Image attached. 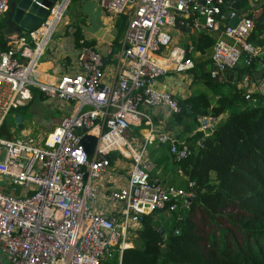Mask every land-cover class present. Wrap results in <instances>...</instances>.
<instances>
[{
	"label": "built area",
	"instance_id": "2783aa9c",
	"mask_svg": "<svg viewBox=\"0 0 264 264\" xmlns=\"http://www.w3.org/2000/svg\"><path fill=\"white\" fill-rule=\"evenodd\" d=\"M231 1L228 5L227 0H102L113 17L128 16L113 82L106 78L104 55L85 39L80 40L73 72L53 83L36 79L38 61L66 10L61 11L60 3L42 26L9 38L7 49L0 51V131L13 110L33 99L34 87L65 102L69 111L44 137L0 135V176L13 190H0V252L8 264H104L114 253L121 255L133 247L144 214L190 208L194 182L184 188L152 180L147 147L159 139L177 161L186 159L202 146L218 118L201 117L198 131L203 135L194 141L168 131L158 133L146 108L181 111L173 94L156 85L171 69L195 68L180 47L168 56L161 54L171 45V31L181 17L192 18L199 29L219 32L212 54L214 78L224 81L226 72L244 59L248 65L263 59L264 48L249 41L255 17L240 13ZM9 10L10 0H0V23ZM260 65L264 67V60ZM254 83L250 74L239 83L253 101ZM141 126L146 129L143 143L134 134ZM85 134L98 138L91 155L82 143ZM114 153L129 162V176L125 187L106 196L121 209L104 214L94 206L98 195L94 182L110 172Z\"/></svg>",
	"mask_w": 264,
	"mask_h": 264
},
{
	"label": "trees",
	"instance_id": "16d2710c",
	"mask_svg": "<svg viewBox=\"0 0 264 264\" xmlns=\"http://www.w3.org/2000/svg\"><path fill=\"white\" fill-rule=\"evenodd\" d=\"M247 3L234 0L233 6L243 8ZM263 35L264 4L249 41L263 48ZM214 43L210 32H203L197 49L204 54ZM5 49L0 32V50ZM262 60L256 58L248 65L244 59L228 71H238L241 80L245 74L255 78ZM212 64L207 59L192 72L196 81L217 92V104L206 92L178 99L181 111L173 114L174 121L191 130L198 118H219L225 113L227 118L186 159H174L166 144L161 145L169 151L165 155L163 151L155 155L157 149L150 152L155 167L173 157L171 167L186 177L182 186L188 188V182H194L190 208L172 210L170 217L161 214L166 210L144 214L133 247L121 255L114 253L104 264H264V96L253 93L256 100L247 99L243 88L214 78ZM32 91L40 93L35 87ZM143 127H136L134 134L139 136Z\"/></svg>",
	"mask_w": 264,
	"mask_h": 264
},
{
	"label": "crops",
	"instance_id": "0c3cea01",
	"mask_svg": "<svg viewBox=\"0 0 264 264\" xmlns=\"http://www.w3.org/2000/svg\"><path fill=\"white\" fill-rule=\"evenodd\" d=\"M263 4L264 0H248L246 6L237 8V10L240 13L246 12L253 15L256 22L262 13ZM68 5L64 17L56 26L53 35L49 38L44 52L38 61L36 79L45 83H53L62 74L73 72L72 62L80 46V40L85 39L87 44L94 46L95 49L102 52L105 59L106 78L110 82L115 81L117 68L120 64L119 61L123 55L124 36L128 16L121 15L117 18L113 17L102 6V0H70ZM203 32H206V30L195 27L192 18L181 17L177 27L171 31V45L163 48L161 54L168 56L173 48L180 47L185 50L186 56L190 58L195 65L207 59L211 60L213 47L206 50L204 54L197 49L199 37ZM210 34L214 40L219 36L218 31L210 32ZM262 37H264V35ZM5 42L7 44V41ZM257 69L254 78L255 83L251 85V91L254 94L263 95L261 93L264 75L258 77L259 75L257 72L262 71L264 67L259 65ZM231 71L225 74L224 81L241 88L239 84L241 77L238 71ZM156 85L162 90L171 92L177 100L187 98L200 92L208 93L213 105L217 104L219 98L217 92L208 88L204 83L194 79V72H192V70L189 72H177L175 69H171L165 75L158 78ZM39 92L40 93H37V95H34L28 105L24 106V109L33 102H41L43 98L56 99L46 96L40 90ZM57 100L63 110L59 115V120L56 121L52 128L46 133L52 130L54 126L59 123L61 117L69 111L65 102L59 99ZM146 109L153 114L154 124L158 133L168 131L171 134L177 135L180 139H193L194 141L201 137L198 136V133H202L198 131L201 125L200 118H198V124L190 130L185 124H176L173 113L167 107ZM17 110L18 111L14 112V114L9 116L4 122L0 131L1 136L7 138L23 137L26 134H30L34 137L38 135L39 137L44 136V133L41 132L39 128L35 127L36 123L32 119L30 123L26 122L25 119L29 118L25 115L23 107ZM20 111L23 113H20ZM22 114H24L25 117L22 116ZM227 116V113L221 115L217 120V124L226 119ZM142 130L144 129H141L140 135L137 136L138 141L141 143L146 140V136ZM34 131H37L38 134H34ZM162 144L164 143H161L159 139L155 140V142L148 145L146 155H149L150 158V152L153 153L155 149H157L154 152L155 155L162 151L164 152L163 155H165V152L168 153L169 151H167L165 147H161ZM120 158L121 156H118L117 161L112 162L109 173L104 174L101 179L94 182L98 191V195L94 199V206L96 210L104 214L119 211L122 207L119 202H112L106 198L113 189L123 188L127 185L130 164L122 160L123 158ZM146 159L149 161L148 158ZM172 161L173 157L170 156L167 162L155 167V179L164 183L183 187L182 182L185 181L186 177L181 170L177 172L174 166L171 167ZM0 190H4L8 193L13 192L11 185H9L7 178L4 176H0ZM0 264H8L7 259L1 252Z\"/></svg>",
	"mask_w": 264,
	"mask_h": 264
},
{
	"label": "water",
	"instance_id": "95a60500",
	"mask_svg": "<svg viewBox=\"0 0 264 264\" xmlns=\"http://www.w3.org/2000/svg\"><path fill=\"white\" fill-rule=\"evenodd\" d=\"M70 0H10V10L1 22L0 32L5 41L19 35H27L30 31L43 25L45 20L58 3L61 11L67 7ZM231 0L227 2L231 4ZM237 18L231 20L234 25ZM258 77L264 75V69L257 72ZM98 138L91 134H85L82 143L89 155L93 154Z\"/></svg>",
	"mask_w": 264,
	"mask_h": 264
},
{
	"label": "rangeland",
	"instance_id": "374dc122",
	"mask_svg": "<svg viewBox=\"0 0 264 264\" xmlns=\"http://www.w3.org/2000/svg\"><path fill=\"white\" fill-rule=\"evenodd\" d=\"M66 10H67V8H66ZM66 10H65V12H66ZM65 12H64L62 18L64 17ZM23 110L25 111V115L29 118V119H25L26 122L30 123V120L32 119L36 123L35 127L39 128L40 131L43 132L44 136H45L47 134L46 132L52 128V126L56 123V121L59 120V115H60L61 111L63 110V108H61V105L57 99L43 98L41 102H33L26 109H24V107H23ZM16 111H18V110H13L11 112V115H13L14 112H16ZM20 113H23V112L20 111ZM25 115L22 114V116H24V117H25ZM143 129L144 130H142V131L144 132V134H146L145 128H143ZM34 134H38L37 131H34ZM44 136L39 137V135H38L37 138H41ZM118 156H120L119 153H114L113 157H112L113 161H117ZM145 158L149 159L148 162H150V177L153 180L156 178V172L154 171V169H155L154 159L149 158V155H146ZM177 210L182 211L183 209L179 206H176L174 208V211H177ZM161 214L166 215L167 217H170V216H172L173 212H172V209L171 210L168 209L166 211L161 212ZM199 225H200V222H199Z\"/></svg>",
	"mask_w": 264,
	"mask_h": 264
}]
</instances>
